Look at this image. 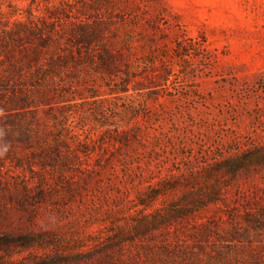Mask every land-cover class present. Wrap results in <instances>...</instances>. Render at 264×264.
<instances>
[{"label":"rangeland","instance_id":"rangeland-1","mask_svg":"<svg viewBox=\"0 0 264 264\" xmlns=\"http://www.w3.org/2000/svg\"><path fill=\"white\" fill-rule=\"evenodd\" d=\"M1 12L106 20L101 47L117 64L79 75L59 108L77 157L51 189L11 203L0 228L93 237L144 205L166 208L216 185L221 200L199 219L264 242L253 228L264 225V0H0ZM247 154L254 163L222 171ZM15 251H0V264L33 256Z\"/></svg>","mask_w":264,"mask_h":264},{"label":"trees","instance_id":"trees-1","mask_svg":"<svg viewBox=\"0 0 264 264\" xmlns=\"http://www.w3.org/2000/svg\"><path fill=\"white\" fill-rule=\"evenodd\" d=\"M4 15L0 13V151H7L0 155L1 224L11 223V203L24 205L23 196L42 195L52 181L63 180L77 152L59 108L70 104L85 67L114 73L117 64L116 54L101 47L110 28L106 20L86 13ZM252 156L229 161L222 171L234 176L254 163ZM221 195L213 185L166 208L144 205L136 216L113 221L93 237L81 234V228L64 240L52 231L3 227L0 251L33 255L16 264H264V242L251 240L239 228L227 230L199 219ZM256 226L254 230H264V225Z\"/></svg>","mask_w":264,"mask_h":264},{"label":"clouds","instance_id":"clouds-1","mask_svg":"<svg viewBox=\"0 0 264 264\" xmlns=\"http://www.w3.org/2000/svg\"><path fill=\"white\" fill-rule=\"evenodd\" d=\"M0 115H3V110H0ZM6 151L7 149H5L4 151H0V155H3Z\"/></svg>","mask_w":264,"mask_h":264}]
</instances>
